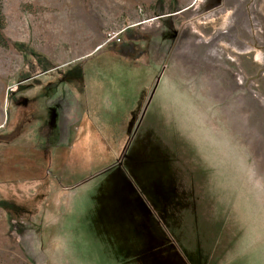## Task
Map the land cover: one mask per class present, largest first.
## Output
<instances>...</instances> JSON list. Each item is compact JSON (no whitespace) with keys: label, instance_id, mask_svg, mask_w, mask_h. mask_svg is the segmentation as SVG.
I'll return each mask as SVG.
<instances>
[{"label":"rangeland","instance_id":"374dc122","mask_svg":"<svg viewBox=\"0 0 264 264\" xmlns=\"http://www.w3.org/2000/svg\"><path fill=\"white\" fill-rule=\"evenodd\" d=\"M1 164L0 264H264V0H0Z\"/></svg>","mask_w":264,"mask_h":264},{"label":"trees","instance_id":"16d2710c","mask_svg":"<svg viewBox=\"0 0 264 264\" xmlns=\"http://www.w3.org/2000/svg\"><path fill=\"white\" fill-rule=\"evenodd\" d=\"M6 165L1 164L0 165V178H5L7 179L8 176H4V171L1 170H6L7 168L5 167ZM0 206L4 209H6L10 214L13 215V213L18 212L19 208H22L21 204H18L14 199L12 198H7V197H2L0 196Z\"/></svg>","mask_w":264,"mask_h":264},{"label":"crops","instance_id":"0c3cea01","mask_svg":"<svg viewBox=\"0 0 264 264\" xmlns=\"http://www.w3.org/2000/svg\"><path fill=\"white\" fill-rule=\"evenodd\" d=\"M95 238H97V237H95ZM100 239V237H98V240ZM101 241V240H100ZM94 250H96V251H100L99 253H103V252H105V254H106V256L105 255H95V254H92L91 256H90V258L89 259H94V260H102L103 258H107V253H108V249L103 245V247H102V245L100 244V247H99V249L96 247V248H94ZM87 260V259H86Z\"/></svg>","mask_w":264,"mask_h":264},{"label":"built area","instance_id":"2783aa9c","mask_svg":"<svg viewBox=\"0 0 264 264\" xmlns=\"http://www.w3.org/2000/svg\"><path fill=\"white\" fill-rule=\"evenodd\" d=\"M111 37L116 38V39H119L118 34L116 32H114Z\"/></svg>","mask_w":264,"mask_h":264}]
</instances>
